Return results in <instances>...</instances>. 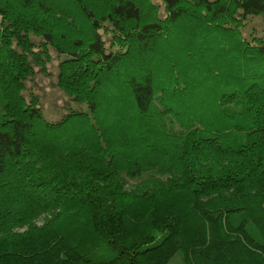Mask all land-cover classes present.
Listing matches in <instances>:
<instances>
[{"label":"trees","instance_id":"16d2710c","mask_svg":"<svg viewBox=\"0 0 264 264\" xmlns=\"http://www.w3.org/2000/svg\"><path fill=\"white\" fill-rule=\"evenodd\" d=\"M157 2L0 0V264H264V0Z\"/></svg>","mask_w":264,"mask_h":264},{"label":"rangeland","instance_id":"374dc122","mask_svg":"<svg viewBox=\"0 0 264 264\" xmlns=\"http://www.w3.org/2000/svg\"><path fill=\"white\" fill-rule=\"evenodd\" d=\"M157 2V0H154ZM158 3V2H157ZM103 36L108 37L109 33L102 31ZM242 36L247 39L253 37H264V15H249L243 22L241 28ZM182 35V33H181ZM176 37V35H174ZM63 56L58 55L50 48V59L44 67L37 65L34 67V74L25 81L26 96L31 94L38 97V102L42 108L44 117L48 121L59 120L66 112L72 109H87L86 105L79 104L70 98L65 88L59 84V62ZM134 183L135 180H131ZM160 235L156 241H159ZM117 250L108 243H102L99 248L91 254L94 261H106L116 256ZM169 264H182V257L178 254Z\"/></svg>","mask_w":264,"mask_h":264}]
</instances>
